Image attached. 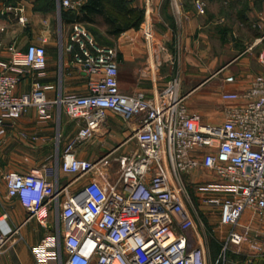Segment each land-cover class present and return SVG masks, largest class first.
<instances>
[{"label":"built area","instance_id":"1","mask_svg":"<svg viewBox=\"0 0 264 264\" xmlns=\"http://www.w3.org/2000/svg\"><path fill=\"white\" fill-rule=\"evenodd\" d=\"M83 2L60 0V5L78 9ZM202 4L196 1L199 11ZM69 39L68 49H78L73 62L87 75L86 93L50 101L39 81L28 92H16L26 71L45 65L43 45L10 46V58L0 70V134L8 120L30 106L47 116L49 106L57 104L83 122L57 167L5 175L7 196L19 200L27 219L50 229L31 246V264H206L205 249L190 232L194 220L186 203L187 180L201 193V202L216 211L219 223L229 227L223 249L245 242L244 214L264 219V72L246 90L222 91L230 105L221 122H210L187 108L176 79L156 98L121 92L114 47L98 43L83 23H72ZM258 41H264V33ZM257 60L264 67V45ZM224 80L232 82L234 75ZM107 109L125 117L141 115L132 133L137 149L116 158L114 180H90L70 192L79 175L108 162L105 156L90 161L73 152L93 135ZM58 171L73 178L61 184ZM3 244L1 237L0 254Z\"/></svg>","mask_w":264,"mask_h":264},{"label":"crops","instance_id":"2","mask_svg":"<svg viewBox=\"0 0 264 264\" xmlns=\"http://www.w3.org/2000/svg\"><path fill=\"white\" fill-rule=\"evenodd\" d=\"M128 1L130 6L143 12L137 27L130 26L109 35L104 20L97 25L99 32L106 36L104 42L111 44L116 51L121 92H143L150 98H156L169 81L176 79L180 95L191 89L188 96L193 95L185 100L190 111L195 110L207 121L221 122L225 116L221 107L226 109L230 105L221 98L222 91L246 90L253 77L264 72V67L257 60L264 45V41H258L264 33L262 17L251 23L257 31L238 50L233 51L232 43H225L233 49L228 48V53L220 60L231 58L230 62L237 61L232 67L234 71L229 73L234 75V81L223 79L215 86L217 91L214 94L206 90L197 91L207 81L185 88L181 78L198 77L201 61L212 63V67L219 60L217 48L212 47L211 40L223 39L226 35H218L216 23L224 21L225 16L217 15L234 16L235 9H203V13H199L194 6L182 4L183 0H178V9L173 8L171 0ZM239 1L220 0L227 8ZM217 2L211 0L210 4ZM72 10L81 14L79 8L62 7L60 0H0V70L10 58V46L24 50L29 44H36L43 45L46 50L45 65L26 71L16 88L17 93L30 91L33 81L44 85L46 98L50 101L67 93L87 92V75L73 62L77 46L68 49L73 23L68 14ZM82 23L93 25L95 20ZM140 119V114L125 117L109 109L104 111V118L93 135L78 142L73 152L77 158L90 161L105 156L108 162L98 163L91 171L79 175L70 185V192L77 191L90 180L116 178L119 169L116 158L131 155L137 149L132 133L139 126ZM82 125L81 120L71 119L57 104L49 106L47 116H41L36 107L30 106L19 118L7 121L4 132L0 134V238L4 240L0 264H31V246L50 232L35 219H27L28 213L16 197L7 196L5 175L10 171L26 172L44 165L57 167L66 145ZM195 174L198 177V172ZM72 178L73 175L58 171L61 184ZM241 225L248 227L247 239L240 246L232 245L227 264H264V219L248 211L242 217ZM225 229L227 233L229 227L225 225Z\"/></svg>","mask_w":264,"mask_h":264},{"label":"rangeland","instance_id":"3","mask_svg":"<svg viewBox=\"0 0 264 264\" xmlns=\"http://www.w3.org/2000/svg\"><path fill=\"white\" fill-rule=\"evenodd\" d=\"M171 1L173 8L178 9L177 4L179 1H176L177 4L175 3V0ZM249 1L250 0H240L239 2L235 3L233 7L227 8L225 3L220 2V0H218L216 4H210L211 0H200V2L203 3L201 9H235L234 16L236 17H234L232 14L224 15L219 13L217 15L219 17L225 16L224 21H219L218 23H216L218 35H226L223 39L217 38L216 40H211L212 47L217 48L216 50L218 51L217 53L219 60L216 61L214 63L215 66L213 65L212 67V63L205 60L201 61L200 69L197 71V73L199 74L198 77L181 78L182 85L185 86V88H189L191 86H198L200 82L207 81L197 91L206 90L209 94H214L217 91L215 89V86H218L220 83H222L225 76L227 74L229 75L230 72L234 71L232 70V67H234L237 61L232 63L230 62L231 58L226 59L225 61L220 60L221 58L226 56V54L228 53V48L233 49V47L225 46V43H232L234 45L233 51L238 50L240 48L239 46L251 40L253 38L252 36L257 31L255 27H251V23H255L260 18L264 17V0H251V3ZM182 4H184L186 7L192 5L195 7V9H198L199 13H203V11H199L195 0H183ZM109 13L113 14L111 8ZM94 20L95 23L93 25L85 24L86 27L90 31L94 30L96 32L95 36H98L96 38L99 41L101 40V43H98L102 45L112 46L111 44L104 42L106 36L101 34L97 27V25H101L103 23V18L101 16H96ZM240 22L244 24L240 25ZM227 30L230 31L227 32ZM190 90L191 89H186V91H183L184 96H187V98L185 99L186 101L189 100V98L193 95L192 94L190 97L188 96V92ZM221 110H225L224 106L221 107ZM203 172V170H200L201 174ZM186 183L187 192L190 195L186 203L192 213V217L194 220L193 227L190 230L191 235L196 239V241L200 245L204 247L206 252V264H227L229 249L232 247V245L229 247L228 250L223 249L226 237L225 225L222 226L219 224L216 211L211 210L209 206H206L201 202V199L199 197L201 193L195 190V186L193 184H190L188 180Z\"/></svg>","mask_w":264,"mask_h":264},{"label":"trees","instance_id":"4","mask_svg":"<svg viewBox=\"0 0 264 264\" xmlns=\"http://www.w3.org/2000/svg\"><path fill=\"white\" fill-rule=\"evenodd\" d=\"M110 8L113 14L109 13ZM137 9L140 8L130 6L128 0H87L79 7L80 15L76 10H72L68 15L72 17V22L81 23L93 22L96 16H101L106 23L107 34L113 35L130 26L137 27L139 25L143 18V12ZM90 32L98 42L97 36H95L96 32L94 30Z\"/></svg>","mask_w":264,"mask_h":264}]
</instances>
